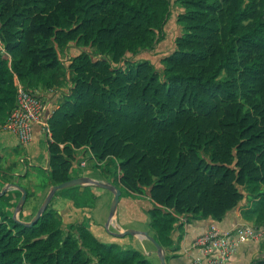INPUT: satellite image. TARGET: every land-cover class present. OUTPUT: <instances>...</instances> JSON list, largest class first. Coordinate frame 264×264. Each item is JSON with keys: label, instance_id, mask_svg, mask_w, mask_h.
<instances>
[{"label": "trees", "instance_id": "1", "mask_svg": "<svg viewBox=\"0 0 264 264\" xmlns=\"http://www.w3.org/2000/svg\"><path fill=\"white\" fill-rule=\"evenodd\" d=\"M175 3L183 33L156 66L133 57L163 40L171 0H0V124L18 83L64 86L61 55L75 46L50 120L51 184L71 179L80 150L116 160L121 191L152 201L164 248L182 219L222 221L246 198V218L264 227V0ZM0 264L155 263L84 225L63 229L49 208L32 228L0 218Z\"/></svg>", "mask_w": 264, "mask_h": 264}, {"label": "crops", "instance_id": "2", "mask_svg": "<svg viewBox=\"0 0 264 264\" xmlns=\"http://www.w3.org/2000/svg\"><path fill=\"white\" fill-rule=\"evenodd\" d=\"M145 53H150V52H145ZM65 87L66 86H63L55 91L53 89L42 88L36 91V93L43 100L48 102L52 107L56 108V107H59L65 101V95L69 91ZM34 133H35V136H34V140L32 144L24 148L27 150L30 161L33 162V160L34 161L37 160L35 163L36 167L42 168V167L37 166L38 164L37 162L41 161V158L38 159L39 155H41L40 151L39 153L33 152L32 154V149L37 148V145H39L42 142H45V144L47 145L45 155L44 156L41 155V157H42V162H45L46 164L43 168L46 171V177L43 176V178L48 179V181H47V184H45V186L41 187L40 199L38 200L37 204L34 207L32 206V204L31 205L29 204L31 195L29 194L30 190H28L27 184H25L26 182H19V183L14 182V185L17 184L25 188L28 191V201L24 208V211L29 206V211L33 210V214H31V216H24L25 214L23 211V213L20 215L21 220H28V221L32 220V218L35 216L39 207L43 203L47 192L53 186L51 184L50 172L48 171V168L50 167V161H51L50 152H49V144L46 141L45 136L41 132L40 128L35 127ZM16 147H23V146L20 144L18 138L15 135L9 132L3 131L2 125H1V128H0V162H2L7 155L13 153V151L16 152L14 150ZM29 150L31 151L30 154H29ZM77 155H78V159L74 162V166L71 170V179L89 176L97 180H105L119 187L118 180L113 178V175H112L113 173L108 167V163L112 162L113 160L108 159L109 162L107 164L104 163L106 165L103 166L104 164L101 165L100 163L96 161V158L92 155L89 148L78 151ZM83 163H86L87 165L89 164L88 165L89 167L86 169H83L84 167L81 166ZM116 164L119 165L117 161H116ZM14 168L16 169L15 165L13 169ZM117 169H118V172L120 173V169L119 168ZM27 172H28V168L24 170V169H20V166H19L17 167V171L12 172L11 175H14L17 177H25V176L28 177L29 172L28 173ZM106 173L109 176V178L106 177ZM8 184H10V182L6 183L5 178L0 177V192H2L6 187H9ZM76 191H79V192L88 191V192H92L93 195L95 193L94 195L95 199H94L93 208L91 210L78 209L74 211L73 216H72V220L74 223L77 222L78 224L83 225L81 222V219L88 220L90 221L91 224H88L89 226L87 224H84V226H86L99 241L105 244H108V245L109 244L120 245L118 243H120L121 241L124 242V240H128L131 242L132 247H134L136 250H139V246H137V243H136L137 242L136 238H132V237L117 238L113 236L112 234H110L105 228V224L109 217L110 205L113 199V196L110 192H107L97 187H79V188L66 190V191H63L57 194V196L54 198L53 201H55L59 197H62L63 195H65V193H70V192L73 193ZM12 192L14 193V195H12L13 197L11 198L10 208H12L13 216H14L16 206L22 194L16 189L9 188V192L6 195L11 194ZM123 195H124V192L122 191V197ZM122 197H121L119 213H118L119 225L124 229L135 228V229L145 230V228L148 227V214L150 210L153 208V204L151 203V201H149L148 203L149 205L145 209H142V212H143L142 215L138 216V215L133 214L130 209L128 210L127 208L123 206ZM148 199L150 200V198ZM14 200H17L15 202V206H13ZM252 202H253L252 200H249L246 198L236 209L229 212L222 221L216 222L212 219H208V220L182 219L183 230L182 232L177 230L176 233L174 234L175 242H174L173 247L171 248V251L169 252V261H170L169 264H194L193 258L199 254L194 249L195 242L200 236L205 234L211 228L212 225H216L221 230H227V231L233 230L241 226H251L255 228L254 222L249 220L245 216V212H247L250 209V207L252 206ZM255 229L257 231H261L264 234V227H261L259 230L257 227ZM263 239H264V236L259 242L250 241L248 243H245L243 246H241L239 252L237 253V255H235V257L233 258L230 264H253V262L256 260L264 259V240Z\"/></svg>", "mask_w": 264, "mask_h": 264}, {"label": "rangeland", "instance_id": "3", "mask_svg": "<svg viewBox=\"0 0 264 264\" xmlns=\"http://www.w3.org/2000/svg\"><path fill=\"white\" fill-rule=\"evenodd\" d=\"M172 2V10H171V15L168 19V22L165 26V33H164V38L163 40L159 43L157 48L150 53H141L140 55L133 57L135 61H142V60H147L152 63H154L156 66H161V60L165 57L168 56L169 54L173 53L174 50L176 49V41L178 37L181 36L183 33V28L178 22V15L181 13V9L179 6L176 5L175 0H171ZM80 55V51L75 47L71 46L65 50L64 53H62L61 58H62V65L64 68L61 69L60 72V80L64 81V86L68 90H70L69 85L67 82L70 79V72H69V66L72 63V59L76 56ZM66 90V89H65ZM1 128V124H0ZM46 139V137H45ZM47 141V140H46ZM48 142V141H47ZM49 144V142H48ZM46 144L45 142L40 143L37 145V148L32 149V154L33 152H38L40 151V154L42 156L45 155L46 151ZM16 152L13 151V153L7 155L5 159L0 162V177L5 178L6 183L10 182V184L19 183V182H26L28 186V190H30L29 194L31 195V199L29 200V204L34 207L38 200L40 199V193H41V187L45 186L47 184L48 179H44L43 176L46 177V171L43 169L44 166L46 165L45 162H42V157L39 155V158H41L40 162H37L38 167L42 168H37L36 167V161L33 160L30 161L27 150L23 147H16L14 149ZM29 150V154H30ZM93 155V154H92ZM94 156V155H93ZM110 160V159H109ZM109 160L104 161L103 163H100L103 165L104 163H108ZM113 160V159H111ZM104 164L103 166H105ZM16 167V169L13 167ZM89 165V164H88ZM86 166L83 169L88 168ZM115 165V166H114ZM20 166V169L26 170L28 168V177H17L14 175H11L12 172L17 171V167ZM82 166V165H81ZM108 167L113 173V178L118 180V186L121 188L120 185V173L118 172V165L116 164V160L109 162ZM26 168V169H25ZM82 168V167H81ZM19 169V168H18ZM30 169V170H29ZM48 171L50 172V167L48 168ZM20 172V171H19ZM26 179V180H25ZM17 185V184H16ZM19 194V193H17ZM14 193L12 192L11 194L5 195L3 197H0V218L2 216L6 215L8 218L13 219V210L10 208L11 205V198L13 197ZM95 195V193H94ZM92 192H73V193H65L62 197H59L53 203L51 204L50 208L55 210L57 212V215L59 216L60 221L63 224V229H67L73 225H77L78 223H74L72 220V216L75 210L78 209H88L91 210L93 208L94 204V197ZM19 198V197H18ZM123 199V206L127 208L128 210L130 209L133 214L141 216L142 215V209H145L149 204V200L147 197L144 195L140 194H135V193H129L127 191H124V195L122 197ZM17 200H14L13 206H15V202ZM152 202V201H151ZM24 216H31L33 214V210L29 211V206L27 209L24 211ZM65 218V220H64ZM23 221H28V220H23ZM216 221V220H214ZM82 224H91L90 221L81 219ZM217 222V221H216ZM89 226V225H88ZM264 236V234H263ZM262 236V238H263ZM260 238L257 241L254 242H259L261 241ZM264 240V239H263ZM125 242V243H124ZM121 241L119 246L125 248V249H135L134 247L131 246V242L128 240ZM263 242V241H262ZM261 242V243H262ZM260 243V245H261ZM110 245V244H109Z\"/></svg>", "mask_w": 264, "mask_h": 264}, {"label": "built area", "instance_id": "4", "mask_svg": "<svg viewBox=\"0 0 264 264\" xmlns=\"http://www.w3.org/2000/svg\"><path fill=\"white\" fill-rule=\"evenodd\" d=\"M0 51L4 52L1 44ZM56 108L43 100L36 92H29L18 83L16 107L2 125V129L15 135L24 147L32 144L35 127L40 128L49 143L53 142L50 120ZM85 166L86 163H83L82 167ZM262 236L261 231L251 226H241L227 231L212 225L196 240L194 249L199 254L193 258V263L230 264L241 246L250 241H257Z\"/></svg>", "mask_w": 264, "mask_h": 264}, {"label": "water", "instance_id": "5", "mask_svg": "<svg viewBox=\"0 0 264 264\" xmlns=\"http://www.w3.org/2000/svg\"><path fill=\"white\" fill-rule=\"evenodd\" d=\"M9 187H6L2 192H0V197L5 196L9 192V188L16 189L21 192L22 196L16 206L13 221L16 224L26 227L32 228L35 226L42 216L47 212L49 206L51 205L54 198L57 194L74 189L79 187H97L107 192H110L113 196L109 217L105 224V228L107 231L117 238H125V237H132L136 238L137 246H139V251L142 252L148 260L152 261L155 264H169V252L171 248H164L156 239L155 233L151 229V220L148 214V227L145 230L142 229H124L119 225L118 222V213L119 207L122 197V191L119 187L115 186L114 184L107 182L105 180H97L91 178L89 176H84L80 178H73L70 179L68 182H65L60 185H53L46 194V197L39 207L38 211L36 212L35 216L30 221H23L20 218V215L23 213L24 208L28 201V191L19 186L14 184H8ZM174 240V236H173ZM175 242V241H174ZM135 243V244H136Z\"/></svg>", "mask_w": 264, "mask_h": 264}]
</instances>
